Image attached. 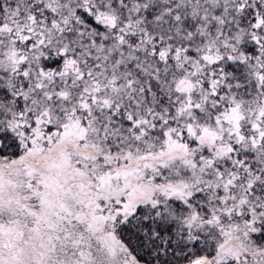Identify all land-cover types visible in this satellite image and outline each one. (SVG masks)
Returning <instances> with one entry per match:
<instances>
[{"label": "snow or ice", "instance_id": "1", "mask_svg": "<svg viewBox=\"0 0 264 264\" xmlns=\"http://www.w3.org/2000/svg\"><path fill=\"white\" fill-rule=\"evenodd\" d=\"M0 264H264V0H0Z\"/></svg>", "mask_w": 264, "mask_h": 264}]
</instances>
